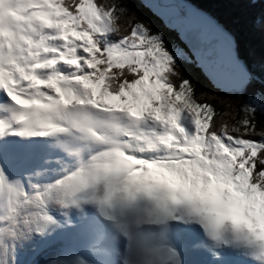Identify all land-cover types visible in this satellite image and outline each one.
I'll use <instances>...</instances> for the list:
<instances>
[{
    "label": "snow or ice",
    "instance_id": "obj_1",
    "mask_svg": "<svg viewBox=\"0 0 264 264\" xmlns=\"http://www.w3.org/2000/svg\"><path fill=\"white\" fill-rule=\"evenodd\" d=\"M10 2L14 6V19H9L6 34L14 36L19 30L24 46L19 49L22 53L19 58L6 66V53L11 52L12 45L0 47V66H5L8 72L0 81V91L13 105L12 119L0 121V173L9 181L18 178L27 188L37 170L71 165L63 151L53 149L43 135L32 131L33 125L42 120L77 118L96 125L109 120L126 126L158 125L160 150L171 153L167 159L181 164L191 162L197 167L215 165L221 174L240 180L248 191L251 202L244 223L234 222L233 227L237 232H247L259 253L249 258L226 248L220 259L214 260L215 264H264V203L257 199L264 196V121L257 120L255 110L245 108L236 113L216 106L215 102L202 104L190 99L192 90L185 91L187 81L175 83L180 71L162 34L152 32L144 24L131 33L134 52L101 47L98 37L110 30L113 23L114 8L109 7L107 0ZM152 7L170 28L181 33L194 57L211 62L215 54L211 34L198 31L189 34L183 21L171 18L166 4ZM256 102L264 108V93ZM185 115L190 127L182 123ZM229 115L234 117L231 125L225 119ZM218 120L222 122L218 124ZM203 124L207 127L203 128ZM10 137L19 139L13 141ZM168 141L175 147H169ZM220 144L231 156L219 151ZM116 155L136 156V163L145 158L142 151L127 149ZM186 171L190 169H165L160 178L166 174L184 178ZM159 187L166 190L164 185ZM52 214L61 230L78 231L80 214L75 210ZM209 226L214 238L219 239L221 225L209 222ZM50 238V235L32 236L23 247L13 246L11 264H41L43 257H47L45 264H73V253L67 248L58 250L55 253L58 259L51 260L50 249L60 242ZM168 244L173 257L170 264H198L209 255L205 232L198 223L189 220L171 223ZM0 247L4 249L0 264H9L7 246Z\"/></svg>",
    "mask_w": 264,
    "mask_h": 264
},
{
    "label": "rangeland",
    "instance_id": "obj_2",
    "mask_svg": "<svg viewBox=\"0 0 264 264\" xmlns=\"http://www.w3.org/2000/svg\"><path fill=\"white\" fill-rule=\"evenodd\" d=\"M156 2L157 4H166L169 8V12L171 13L181 8L184 1L157 0ZM6 22H8L9 27V21ZM109 31L107 30L103 36L98 38V40L100 41L104 39ZM20 35V31L17 30L15 33L16 40L12 44L13 50L16 52H19L20 47L24 46L23 41L20 40ZM105 47L117 52L130 53L135 51L133 43H127L126 41L117 45H108L105 43ZM173 53L175 57L181 56L179 51L177 52L174 50ZM16 58L18 59L19 56ZM61 62L65 65L68 63L67 61ZM245 87L238 91L242 92L245 90ZM11 108V106H6L3 110L4 113L9 114L11 112ZM161 116L163 117L164 113H161ZM100 117L102 118V116ZM183 120L184 121H182V123H185V126L190 127V124L187 122L188 117L186 115L183 116ZM55 121L65 123L70 126V133L72 134V137L79 135L80 130L79 128H76L77 118H57ZM133 127H135V125L126 126L120 124L119 127L115 123L111 125V130L113 132L111 137L114 139V142L124 143L129 140L128 137L131 138L133 136L131 142L129 143L130 145L128 144L127 150H135L136 152L142 151L145 154V158H143L142 162L139 163V168L131 174L128 173L129 175L127 174L126 177H124L125 180H119L114 186V195L109 198L108 204V208L111 212L118 208V211L123 214L122 216H132L134 213H127L126 210H131V208L136 206V204L139 203L143 197L148 196L149 198L155 199L159 206L162 207L173 206L176 204L177 207L173 208L172 212L166 213L167 216H175L173 212L181 205L195 201L201 191H204L211 186L216 187L220 197H222L225 201L224 205L226 209H224V212L221 213V216H226V213L229 212L227 207H229V204L232 203H243V211H246L251 199L248 191L243 187L240 180H233L230 176L221 174L215 165L204 164L197 167L191 162L186 161L181 164L177 160L167 159L170 157L171 153L166 150H160L161 140L157 133V129L160 126L143 124L135 134H131L130 132ZM71 130L74 132L72 133ZM84 131L83 129L81 130L82 136H84ZM148 138H150V141L145 142L144 140ZM101 146L102 144L99 145L98 150H96L98 146L93 147L89 154L84 156L82 161L79 160L81 150H77L75 147L69 148L65 155H67L72 161L70 166H62L60 168H56L55 170H51L49 168L37 170L34 179L28 181L27 188H25L23 183L18 195L14 198V200L12 199L10 201L9 205H0V245L7 246L9 264L12 262L13 246H16L17 248L23 247L28 243L30 237L42 235H50V239L60 242L56 248L50 249V255H53L51 257L52 261L57 260L58 257L55 256V253L61 248H67L76 254L83 253L81 256L87 261H90L93 254L91 250L85 246V243L91 238L79 237V235H73L69 238L68 234L74 232L76 229L68 228L61 230V226L57 221L56 216L52 213H62L65 210H75L80 214L79 225L87 220L89 216H97V214L81 204L75 206L73 204H62V206L59 207L56 205V201L63 194L64 189L68 186L67 181L73 174L78 173L86 175L91 169L103 165L109 159L111 160L113 145L111 143H106L103 148H101ZM219 151L222 154H228L231 156V153H228L227 149H225L222 144L219 145ZM123 156L126 157L125 155ZM206 157H204V159H207ZM197 160H199L198 155ZM150 165H152V167H150ZM169 168L190 169V171H186L184 173V180L187 182V186L183 190L165 185L166 190H161L159 187L160 185H163L160 182L161 173H163L165 169ZM42 177L48 178L42 179ZM4 178L9 181L6 176H4ZM16 180L19 179L17 178ZM14 181L15 180L9 182ZM175 196L178 199H175ZM257 199H259L261 203H264L263 197L260 196ZM92 212L94 215L91 214ZM107 216L111 215L107 212ZM107 221L108 220H106V222ZM216 222L223 227L222 229H219L220 237L215 241L207 240L209 255L198 261V264H215L214 260L220 259L221 254L226 248L232 249L241 255L247 254L249 258H253V254L258 255V246L256 242L249 237L247 232H237L233 227L234 222L226 221L224 224L223 219H219ZM107 223H111V221ZM110 225L107 224L108 229ZM116 226V224L111 225L113 228ZM115 232L119 233L118 230H115ZM64 233L66 237L64 236ZM161 235L162 233L159 231L158 237ZM89 236L95 237L98 236V233H91ZM61 237L62 240H60ZM64 237L66 239H63ZM36 239L39 240L40 238L37 237ZM121 241V239H117L116 244H120ZM28 246L31 247V245ZM105 247L106 244L103 245V248ZM115 247L116 245L113 246L112 251H110L112 253L114 252V256L116 257L118 253ZM3 250V247H0V253H2ZM46 259L47 257L41 258V264H45ZM168 262L170 263L171 261Z\"/></svg>",
    "mask_w": 264,
    "mask_h": 264
},
{
    "label": "bare ground",
    "instance_id": "obj_3",
    "mask_svg": "<svg viewBox=\"0 0 264 264\" xmlns=\"http://www.w3.org/2000/svg\"><path fill=\"white\" fill-rule=\"evenodd\" d=\"M13 13L14 6L10 0H0V47L6 46L9 43L12 45L16 40L15 35L8 36L6 34L9 28L6 21L14 18ZM21 54L20 51H14L12 46L9 56L6 53L4 65L6 66L12 59H17L16 57ZM5 66H0V70L2 71H0V81H3L8 76ZM6 106L13 107L6 94L0 91V121L12 119L11 112L6 114L3 111ZM98 118L104 119L103 116V119L100 116ZM114 123L118 127L120 126V123L115 120H109L107 124L96 125L86 119H77L76 128H79L80 133L74 137L70 133V126L55 121V119L42 120L34 124L32 128L34 133L43 135L53 149H60L64 153L72 147H75L77 150L80 149L79 160L81 161L84 156L89 154L93 147L98 146L96 148L98 150L101 144V148L106 143L113 145L111 160L109 159L103 165L91 169L86 175L73 174L67 181L68 186L64 189L63 194L56 201V205L59 207L62 204H73L74 206L81 204L97 214V216H89L87 220L82 222L79 225L78 231L75 230L68 234L69 238L73 235L91 238L85 243V246L93 254L90 261L69 250L73 253V264H170L168 261L173 259L172 250L168 244V232L171 223L177 220H189L198 223L200 228L205 232L206 239L208 241H215L217 239L213 236L209 222H216L219 219H223L224 224L226 221L244 222V206L239 204V202L229 204V207H227L229 212L226 213V216H221V213L226 209L224 205L225 201L220 197L214 186L201 191L195 201L181 205L173 212L175 216H167L166 213L172 212V209L177 207L176 204L162 207L159 206L155 199L148 196L143 197L131 210H126L127 213H134L132 216H122L123 214L118 211V208L111 212V216H107L109 198L114 195V186L119 180L124 179L128 173L131 174L137 170L140 165L135 162L137 160L136 156L125 155L126 157H124L123 155H116V153L127 149L133 136L130 141L128 140L124 143L114 142V139L111 137L113 133L111 125ZM140 128L141 125H135L132 131L130 130V133L135 134ZM82 129L83 131L85 130L84 136L81 135ZM9 139L16 141L19 138L10 137ZM144 141L149 142L150 138ZM168 146L171 148L175 147L171 141H168ZM22 184L23 182L20 180H15L14 182L5 180L1 173L0 205H9L10 201L14 200L18 195ZM175 199L178 198L175 196ZM93 212L91 213L92 215H94ZM106 220H108L107 222L111 221V223H107ZM107 224H116L117 226L113 228L110 225L108 229ZM222 228L221 226L220 229ZM115 230H118L119 233H116ZM94 231L98 233V236H89L91 233H95ZM159 231L162 235L158 237ZM65 237L63 239H66ZM117 239L122 240L120 244H116ZM60 240H62V237ZM103 243L106 244L105 248H103V245H105ZM115 245L118 253L116 257L114 256L115 253L111 252L112 247Z\"/></svg>",
    "mask_w": 264,
    "mask_h": 264
},
{
    "label": "trees",
    "instance_id": "obj_4",
    "mask_svg": "<svg viewBox=\"0 0 264 264\" xmlns=\"http://www.w3.org/2000/svg\"><path fill=\"white\" fill-rule=\"evenodd\" d=\"M156 1L107 0L109 7L114 8L113 23L106 37L98 40L101 47L106 48L105 43H133L132 31L144 24L152 32L162 34L165 46L180 71V78L175 83L179 85L180 80L187 81L185 91L188 88L192 90L190 99L202 104L215 102L216 106L236 113L245 108L254 109L257 120L264 121V108L258 107L256 102L259 95L264 93V0H183L208 12L235 38L238 56L246 63L252 80L242 92L231 93L221 92L209 82L181 42L178 32L168 29L164 19L153 10ZM174 50L179 51L181 56L175 57ZM225 119L231 125L234 117L229 115ZM221 122L217 121L218 124ZM202 127L206 128L207 125L203 124Z\"/></svg>",
    "mask_w": 264,
    "mask_h": 264
},
{
    "label": "water",
    "instance_id": "obj_5",
    "mask_svg": "<svg viewBox=\"0 0 264 264\" xmlns=\"http://www.w3.org/2000/svg\"><path fill=\"white\" fill-rule=\"evenodd\" d=\"M170 14L172 19L178 18L184 22L189 34L192 31H198L209 33L214 37L215 54L211 62L205 63L190 54L216 89L224 93H230L241 90L250 83L252 76L244 60L238 56L235 38L208 12L184 1L181 8ZM165 24L168 29L176 30L170 28L166 22ZM177 32L180 35L181 42L188 49L181 33Z\"/></svg>",
    "mask_w": 264,
    "mask_h": 264
},
{
    "label": "clouds",
    "instance_id": "obj_6",
    "mask_svg": "<svg viewBox=\"0 0 264 264\" xmlns=\"http://www.w3.org/2000/svg\"><path fill=\"white\" fill-rule=\"evenodd\" d=\"M160 182L169 187L179 188L183 190L187 186V182L183 177L175 176L174 174H166L160 178Z\"/></svg>",
    "mask_w": 264,
    "mask_h": 264
}]
</instances>
